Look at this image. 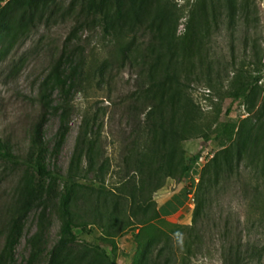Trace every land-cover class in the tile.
Wrapping results in <instances>:
<instances>
[{
	"label": "trees",
	"instance_id": "16d2710c",
	"mask_svg": "<svg viewBox=\"0 0 264 264\" xmlns=\"http://www.w3.org/2000/svg\"><path fill=\"white\" fill-rule=\"evenodd\" d=\"M81 1L79 24L99 26L115 43L121 64L135 65L140 68V77L143 75V82L126 99L125 114L131 126L123 139V178L113 187L106 183L110 164L97 157L101 128L95 124V119L83 122L65 173L56 166L50 168L47 163L51 152L44 139V127L50 116L58 115L57 152L68 131L72 93L85 75L84 64L74 61V57H59L39 85L34 99L38 114L29 130L26 153L17 155L9 141L0 137V161L24 170L7 218V237L0 264H15L13 251L21 239L25 220L38 209L42 210L41 228L30 241L32 252L26 264H35L44 253L43 235L48 222L45 214L52 215L55 210L61 224L49 264H117V239L126 235L136 245L133 264H177L172 242L173 235L178 239L180 233L186 235L185 253L191 260L205 246L206 233L202 224L208 221L209 207L213 196L219 193L221 183L235 176L244 159L252 155H257V165H260L257 169L264 173V89L258 85L260 75L258 71L246 70L233 74L225 97L231 103H240L239 107L244 108L247 117L239 124L224 123L214 131L223 148L216 150L201 170L194 193L198 156L184 164L181 144L197 138L207 142V135L212 131L211 126L200 125L199 107L187 94L188 87L181 79L182 76L186 80L190 77L191 82L204 78L207 87L213 90L216 84L212 66L205 65L197 52L189 55L186 50L175 52L177 17L167 0ZM55 2L0 0V4L5 3L0 6V38L14 37L19 31L29 30L45 18L44 12ZM227 6L233 9L231 0H227ZM11 11L16 16L14 19ZM190 30L188 25V36ZM198 32L199 29L191 32L192 40ZM139 34L150 36L148 46L142 48L136 43ZM8 49L0 50V59ZM254 53L256 62L252 61V65L258 66L261 56L258 51ZM187 67L194 71L187 72ZM231 112L228 107L225 115ZM255 128L257 132H254ZM226 142L230 144L225 146ZM90 173H94L95 182L82 184ZM176 174L189 184L164 206H157L152 195ZM193 193L191 226L184 228L164 221V208L173 215L178 203H185ZM254 203L264 211V204L260 207V201ZM229 226L227 224L223 231L225 239L230 238L223 255L224 264L260 260L263 248L243 243L241 239L233 240ZM84 234L92 235L94 241L85 242L80 250H76Z\"/></svg>",
	"mask_w": 264,
	"mask_h": 264
},
{
	"label": "rangeland",
	"instance_id": "374dc122",
	"mask_svg": "<svg viewBox=\"0 0 264 264\" xmlns=\"http://www.w3.org/2000/svg\"><path fill=\"white\" fill-rule=\"evenodd\" d=\"M167 1L177 17L175 52L186 50L187 55L199 53L205 65L212 66L216 84L212 90L207 87L204 78L200 81L192 79L191 82L190 77L186 80L182 76L181 79L182 84L188 87L187 94L199 107L202 115L200 125L211 126L212 131L207 135V142L197 138L181 144L184 164H189L195 156H198L197 161L200 156L203 159V163L198 161L199 165H196L195 193L201 170L211 160L210 156L223 148L214 131L224 123L239 124L247 117L241 114L240 103H231L225 97L233 74L238 70L258 71V85L264 89V0H231L232 10L227 6V0ZM82 6L81 0H56L55 5L49 7L52 11L48 9L44 12L45 18L41 22L29 30L19 31L14 37L0 38V50L6 51L9 47L0 59V137L9 141L17 155L26 153L29 130L38 114L34 99L39 85L59 57L72 56L74 61L84 64L85 75L78 89L72 93L68 131L57 152L58 115L50 116L44 127V139L51 152L47 163L50 168L56 166L65 173L83 122L95 119V124L101 128L97 157L110 164L105 180L108 186L113 187L123 178V139L131 126L125 114L126 99L143 82V75L140 77L137 66L121 64L115 43L99 26L79 24ZM10 15L13 19L16 17L13 11ZM195 23L198 24L193 30ZM188 25L191 27L189 36ZM198 29L197 36L192 40L191 32ZM149 39L148 34H139L136 43L144 48L149 45ZM254 51L261 56L258 66L252 65V61L256 62ZM186 71L192 73L194 70L187 67ZM228 107L232 112L227 116L225 111ZM255 129L254 132H257ZM229 144L226 142L225 146ZM204 157L207 159L204 160ZM257 163V155L244 159L235 176L219 186L220 191L213 196L209 207L208 221L202 224L206 237L205 246L199 254L190 260L185 253L186 235L180 233L178 239L173 235L172 248L177 254V264H224L223 255L230 242V238L223 236L227 224L230 225L233 240L241 239L243 243L263 248L262 258L247 264H264V211L254 203L260 201V207L264 204V173L259 172L257 168L260 165ZM23 172L20 167L0 161V256L7 237V218ZM94 182V173L81 181L85 185ZM187 184L189 181L185 182L182 176L176 174L173 179L165 181L164 187L154 193L152 199L158 206ZM256 188L257 192L254 191ZM194 193L187 198L180 216L164 221L184 228L191 226ZM254 196H257L256 200ZM41 211H32L25 220L21 239L13 251L15 264H26L30 257V241L41 228ZM45 215L48 217L43 235L45 250L35 264H49L51 252L58 241L60 215L56 210L52 215L49 212ZM93 241L92 235L84 234L75 248L80 250L85 242ZM116 255L117 264H133L136 245L129 235L117 239Z\"/></svg>",
	"mask_w": 264,
	"mask_h": 264
},
{
	"label": "crops",
	"instance_id": "0c3cea01",
	"mask_svg": "<svg viewBox=\"0 0 264 264\" xmlns=\"http://www.w3.org/2000/svg\"><path fill=\"white\" fill-rule=\"evenodd\" d=\"M179 192H177V193H173V194H171V196L169 197V198H166L161 204H159L158 206L159 207H162V206H164L167 202H169L171 199H172V197L173 196H175V195H177ZM186 202L184 203V202H179L178 203V205H177V211H176V213H174L173 215H169L168 214V209L167 208H164L163 210H164V218L165 219H171V218H173V217H175V216H180V214L182 213V211L184 210V208H185V206H186Z\"/></svg>",
	"mask_w": 264,
	"mask_h": 264
},
{
	"label": "built area",
	"instance_id": "2783aa9c",
	"mask_svg": "<svg viewBox=\"0 0 264 264\" xmlns=\"http://www.w3.org/2000/svg\"><path fill=\"white\" fill-rule=\"evenodd\" d=\"M240 112H241V114H242L243 116H246V115H247V114L245 113L244 108H242ZM210 158H212V156H210ZM206 159H207V158L204 157V160H206ZM198 161L201 162V163H203V159H202L201 156H200V158L198 159ZM198 161L196 162V165H197V166L199 165V162H198Z\"/></svg>",
	"mask_w": 264,
	"mask_h": 264
}]
</instances>
